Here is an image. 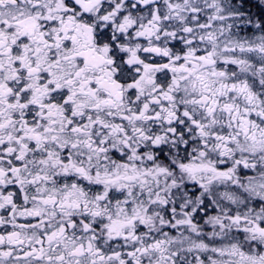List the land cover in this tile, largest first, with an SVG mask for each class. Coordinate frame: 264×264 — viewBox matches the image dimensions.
Wrapping results in <instances>:
<instances>
[{
  "label": "snow or ice",
  "instance_id": "obj_1",
  "mask_svg": "<svg viewBox=\"0 0 264 264\" xmlns=\"http://www.w3.org/2000/svg\"><path fill=\"white\" fill-rule=\"evenodd\" d=\"M0 264H264V0H0Z\"/></svg>",
  "mask_w": 264,
  "mask_h": 264
}]
</instances>
